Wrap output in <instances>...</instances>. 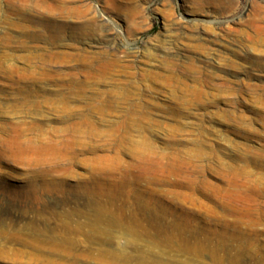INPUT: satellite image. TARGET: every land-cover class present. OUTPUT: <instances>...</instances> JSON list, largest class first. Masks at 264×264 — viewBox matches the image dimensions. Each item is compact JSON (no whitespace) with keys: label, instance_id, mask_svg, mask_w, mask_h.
I'll return each mask as SVG.
<instances>
[{"label":"rangeland","instance_id":"1","mask_svg":"<svg viewBox=\"0 0 264 264\" xmlns=\"http://www.w3.org/2000/svg\"><path fill=\"white\" fill-rule=\"evenodd\" d=\"M22 2L0 0V264H264V0Z\"/></svg>","mask_w":264,"mask_h":264},{"label":"bare ground","instance_id":"2","mask_svg":"<svg viewBox=\"0 0 264 264\" xmlns=\"http://www.w3.org/2000/svg\"><path fill=\"white\" fill-rule=\"evenodd\" d=\"M40 4V3H39ZM9 5H10V3H9ZM62 5V4H61ZM64 5V4H63ZM86 5V4H85ZM7 6V5H6ZM40 6V8H41V5H39ZM81 6V5H80ZM43 7L45 8V10L47 11V12H49V11H52V10H56V11H58L59 13L60 12H66V13H69V14H72V15H81V14H83V15H85L84 13H87L88 11H90L89 10V8L87 7V6H84V5H82V7H77V8H69V9H65V8H63L62 6L60 7V6H56L55 4L54 5H52V4H44L43 5ZM42 7V8H43ZM39 8V9H40ZM15 9H16V12L17 13H20L21 12V10H23L24 9V3L22 2V0H16V6H15ZM42 10V9H41ZM29 12V11H28ZM39 12V11H38ZM43 12V11H42ZM22 13V12H21ZM44 14H46V13H44ZM31 16V15H30ZM44 16V15H43ZM63 16V15H62ZM65 16V15H64ZM21 17V16H20ZM44 18H45V16H44ZM46 18H47V16H46ZM45 18V19H46ZM48 19V18H47ZM28 21V20H27ZM24 22V21H23ZM29 22H30V20H29ZM32 22V21H31ZM41 22V21H40ZM39 22V23H40ZM45 22V21H44ZM48 21H46L44 24H43V22L42 23H40V25L42 24V26L44 25V27H46V29H47V32H49V33H51V36H49L50 37V39L51 40H58V31L60 30H62V29H57V28H62L61 26H52V28H51V24L50 25H48V23H47ZM39 23H37V25L39 24ZM84 23V22H83ZM85 23H86V21H85ZM88 23V22H87ZM93 23V22H92ZM34 24V23H33ZM46 24V25H45ZM28 25V24H27ZM53 25V24H52ZM32 26V25H31ZM50 26V27H49ZM84 26V25H83ZM87 26V25H86ZM12 27V26H11ZM29 27V26H28ZM27 27V28H28ZM40 27V26H39ZM91 27V26H90ZM45 29V28H44ZM42 30V29H41ZM98 30V29H97ZM26 31V30H25ZM33 31V30H32ZM86 31V30H85ZM90 30H87L86 31V35H88V34H90V32H89ZM93 31V30H92ZM38 32H40V31H38ZM47 32H45V33H47ZM54 32L56 33L57 32V35H55L54 34ZM84 32V31H83ZM36 34H38V33H36ZM41 34V33H40ZM40 34H38V35H40ZM60 34V33H59ZM44 35V34H43ZM79 35V34H78ZM91 35V34H90ZM94 35V34H93ZM27 36V35H26ZM34 37H35V35H33ZM64 36V35H63ZM28 38H30L29 36H27ZM32 37V36H31ZM37 37V36H36ZM39 37V36H38ZM37 37V38H38ZM40 39L42 38V37H39ZM38 38V39H39ZM62 38V37H61ZM60 38V39H61ZM31 39V38H30ZM36 39V38H35ZM20 40H22V39H20ZM37 40V39H36ZM45 40V39H44ZM62 40H64V38L62 39ZM50 41V40H49ZM107 41V40H106ZM30 42V41H29ZM80 43H81V41H80ZM22 44V43H21ZM26 45V44H25ZM63 46V45H62ZM65 46V45H64ZM47 50V49H46ZM49 51V50H48ZM48 53V52H47ZM46 53V54H47ZM37 53H35V55H36ZM44 54V53H43ZM55 55V54H54ZM102 55V54H101ZM105 55V54H104ZM106 55H108V57H110V58H106L105 57V59L104 60H106V61H102V64L100 65V64H98V65H100L99 66V68L97 69L96 67V70L99 72V74H101V75H103V77H104V74H106V72H109V71H113L114 70V68H112L113 66H115L114 64L117 62L116 61V59H112L113 58V54L112 53H107ZM31 56V55H30ZM42 56V55H41ZM112 56V57H111ZM56 57V56H55ZM38 58V57H37ZM86 58V57H85ZM98 58V57H97ZM96 58V59H97ZM101 58V57H100ZM75 59H76V57H75ZM82 59V58H81ZM84 59V58H83ZM92 59V58H91ZM95 59V58H94ZM78 60V59H77ZM92 61V60H91ZM94 61V60H93ZM116 61V62H115ZM40 62H42V61H40ZM48 62V61H47ZM53 62V61H52ZM87 63H88V61H87ZM98 63V62H97ZM96 63V64H97ZM44 65V64H43ZM82 65V64H81ZM187 67V66H186ZM87 68V67H86ZM124 68V67H123ZM113 69V70H112ZM12 70V69H11ZM10 70V71H11ZM43 70V69H42ZM41 70V71H42ZM87 70V69H86ZM78 72V71H77ZM76 72V73H77ZM28 74H30L29 72H28ZM32 74V73H31ZM110 74V73H109ZM35 75V74H34ZM90 75V74H89ZM96 75H97V73H96ZM96 75H94V77L96 76ZM45 76V75H44ZM47 76V75H46ZM75 76H76V74H75ZM92 76V75H91ZM91 76H89V77H91ZM29 77V76H28ZM93 77V76H92ZM91 77V81H93V79H97V81H101L102 79L100 78V80H98V78L97 77H99V76H97V77H95V78H92ZM102 77V76H101ZM102 77V78H103ZM106 77V76H105ZM30 78V77H29ZM10 79H12L11 77H10ZM76 79V78H75ZM63 80V79H62ZM90 79H88V81H89ZM12 81V80H11ZM38 81V80H37ZM44 81V80H43ZM87 81V80H86ZM96 81V80H95ZM106 81V80H105ZM104 81V82H105ZM36 82V81H35ZM70 82V81H69ZM77 82V81H76ZM79 82V81H78ZM77 82V83H78ZM83 82V81H82ZM94 82V81H93ZM85 83L86 82H84L83 83V86H85ZM109 83V82H108ZM88 84V83H87ZM118 85V84H117ZM30 86V85H29ZM78 86H80V83H79V85ZM81 87V88H84V87ZM114 86V85H113ZM118 87V86H117ZM117 87H115V88H117ZM80 88V89H81ZM91 88V87H90ZM63 89H64V87H63ZM65 89H67V88H65ZM118 89V88H117ZM132 89V88H131ZM74 91V90H73ZM109 91V90H108ZM121 91V90H120ZM84 92V91H83ZM110 92V91H109ZM76 93V92H75ZM112 93V92H111ZM99 94V93H98ZM115 95V94H114ZM117 95V94H116ZM210 95V94H209ZM119 97H121V100H123L124 102H126L125 104H127L129 107H127L128 109H131V112H133L132 111V106H137V107H139L140 106V104H138V105H136L135 103H133V101H132V98H131V96H127L126 94H123V93H120L119 92V95H118ZM117 96V97H118ZM107 97V96H106ZM112 97H114V96H112ZM203 97V96H202ZM209 97V96H208ZM91 98V97H90ZM95 98V97H94ZM105 98V97H104ZM107 99V98H106ZM120 99V98H119ZM98 100V99H97ZM134 100V99H133ZM99 101H101V100H99ZM113 101V100H112ZM137 101V100H136ZM198 101V100H197ZM34 102V101H33ZM39 102V101H38ZM103 102V101H102ZM104 102H105V100H104ZM114 102V101H113ZM63 103V102H62ZM106 103H107V101H106ZM116 103V102H115ZM138 103V102H137ZM92 104V103H91ZM104 104V103H103ZM111 104V103H110ZM109 104V106H111ZM120 104H121V101H120ZM125 104H122V105H125ZM37 105V104H36ZM87 105V104H86ZM99 104H97V106H98ZM127 105H125V106H127ZM100 106V105H99ZM38 107V106H37ZM90 107V106H89ZM105 107V106H104ZM107 107V106H106ZM118 107V106H117ZM133 107V108H134ZM79 108V107H78ZM95 108V107H94ZM100 108V107H99ZM112 108H114V107H112ZM126 108V107H125ZM33 109V108H32ZM57 109V108H56ZM60 109V108H59ZM122 109H124L123 107H122ZM139 109V108H138ZM138 109H136L137 110V112H138ZM31 110V109H30ZM61 110V109H60ZM67 110V109H66ZM98 110H101V109H98ZM107 110V109H106ZM113 110V109H112ZM134 110V109H133ZM135 110V111H136ZM37 111V110H36ZM90 111V110H89ZM109 111V110H108ZM34 112V111H33ZM40 112V111H39ZM30 113H32V112H30ZM121 113V112H120ZM128 113V112H127ZM126 113V114H127ZM134 113V112H133ZM139 113H140V111H139ZM28 114V113H27ZM71 114V113H70ZM82 114V113H81ZM125 114V113H124ZM30 115V114H29ZM76 115V114H75ZM83 115V114H82ZM123 115V114H122ZM143 115V114H142ZM142 115H141V117H142ZM80 116V115H79ZM105 116V115H104ZM129 116H135V114L134 115H130V112H129ZM84 117V116H83ZM97 117V116H96ZM101 117V116H100ZM120 117V116H119ZM122 117V116H121ZM125 117V116H124ZM123 117V119H125L124 120V122H126L127 123V125H129L128 123L129 122H138L137 120H135L134 118L132 119V118H129V119H126V117L124 118ZM35 118V117H34ZM37 118V117H36ZM38 118H39V116H38ZM137 118V117H136ZM145 118V117H144ZM143 118V119H144ZM147 118V117H146ZM145 118V119H146ZM85 119H87V118H85ZM148 119H150V118H148ZM66 120V119H65ZM91 120V119H90ZM118 120V119H117ZM117 120H115V122H117L118 123V121ZM122 120V119H121ZM142 120V119H141ZM25 121V120H24ZM84 121V120H83ZM86 121V120H85ZM144 121V120H143ZM143 121H142V123H143ZM31 122V121H30ZM146 122V121H145ZM22 123V122H21ZM91 123V122H90ZM125 123V124H126ZM140 123V122H139ZM138 123V124H139ZM26 124V123H25ZM95 124V123H94ZM118 124H120V121H119V123ZM131 124V123H130ZM135 124V123H134ZM145 124V123H144ZM86 125V124H85ZM136 125H137V123H136ZM146 125V124H145ZM89 126V125H88ZM87 126V127H88ZM95 126V125H94ZM140 126H141V124H140ZM11 127V126H10ZM30 127V126H29ZM93 127V126H92ZM34 128V127H33ZM38 128V127H37ZM123 128V127H122ZM139 128V127H138ZM8 129V128H7ZM28 129V128H27ZM83 129V128H82ZM81 129V130H82ZM91 129V128H90ZM141 129V128H140ZM68 130V129H67ZM84 130V129H83ZM88 130V129H87ZM6 131V130H5ZM13 131V130H12ZM110 131V130H109ZM125 132V131H124ZM93 133V132H92ZM98 133V132H97ZM113 132H111V134H112ZM117 134V133H116ZM90 135V134H89ZM98 135V134H97ZM107 135V134H106ZM120 135V134H119ZM118 135V136H119ZM130 135V134H129ZM143 135V134H142ZM39 136H40V134H39ZM42 136V135H41ZM101 136V135H100ZM109 136V135H108ZM116 136V135H115ZM114 136V137H115ZM123 136V135H122ZM121 136V137H122ZM37 137V136H36ZM7 138H9V135H8V137ZM17 138V137H16ZM79 138V137H78ZM78 138H77V141H78ZM116 138V137H115ZM94 139V138H93ZM92 139V140H93ZM122 139V138H121ZM89 140V139H88ZM71 141V140H70ZM123 141V140H122ZM78 143V142H77ZM90 150V149H89ZM198 155V154H197ZM144 158V157H143ZM151 158V157H150ZM98 159H100V158H98ZM219 159V158H218ZM101 160V159H100ZM137 160H139V159H137ZM188 160V159H187ZM186 160V161H187ZM219 161V160H218ZM144 163H145V160H144ZM182 163V162H181ZM136 164V163H135ZM142 164V163H141ZM188 164V163H187ZM194 164V163H193ZM219 164H221V163H219ZM111 165V164H110ZM190 165V164H189ZM220 166V165H219ZM92 167H93V165H92ZM192 167V166H191ZM91 168V167H90ZM97 168V167H96ZM102 168V167H101ZM114 168H116V167H114ZM138 168V167H137ZM95 169V168H94ZM103 169H104V167H103ZM102 169V170H103ZM133 169V168H132ZM142 169V168H141ZM101 170V171H102ZM138 170V169H137ZM191 170V169H190ZM194 170V169H193ZM100 171V170H99ZM100 171V172H101ZM139 172V171H138ZM147 172V171H146ZM100 174V173H99ZM130 174V173H129ZM134 174V173H133ZM234 174V173H233ZM218 175V174H217ZM236 175V174H235ZM139 176V175H138ZM151 176V175H150ZM194 178V177H193ZM152 179V178H151ZM134 181V180H133ZM195 181V180H194ZM260 181V180H259ZM197 182V181H196ZM195 182V183H196ZM191 183H192V181H191ZM218 186V185H217ZM256 187V186H255ZM193 188V187H192ZM218 190H221V189H218ZM208 196V195H207ZM194 199V198H193ZM92 203V202H91ZM219 204V203H218ZM222 204V203H221ZM94 206V205H93ZM138 206V205H137ZM144 206V205H143ZM93 208V207H92ZM94 210V209H93ZM141 210V209H140ZM139 210V211H140ZM224 211V210H223ZM230 212V211H229ZM100 214V213H99ZM92 215V214H91ZM102 215V214H101ZM144 215V214H143ZM158 216V215H157ZM252 216V215H251ZM95 217V216H94ZM133 217V216H132ZM151 217V216H150ZM254 217V216H253ZM255 217H257V216H255ZM254 217V218H255ZM251 218V217H250ZM258 218H260V217H258ZM99 219V218H98ZM102 219H103V217H102ZM151 219H154V217H153V215H152V218ZM136 220V219H135ZM254 220H256V219H254ZM258 220V219H257ZM134 221V220H133ZM136 223V222H135ZM140 223V222H139ZM159 225V224H158ZM138 226H139V224H138ZM170 228V227H169ZM146 229V228H145ZM173 230H175V229H173ZM173 230H172V232H173ZM163 232V231H162ZM179 231H177V233H178ZM195 232V231H194ZM193 231H192V233H194ZM214 232V231H213ZM164 233V232H163ZM170 233V232H169ZM180 233V232H179ZM179 233H178V235H177V237L179 236ZM200 233V232H199ZM157 234V233H156ZM175 234V237H176V233H174ZM174 234H173V236H174ZM211 234V233H210ZM214 234H217V233H213V235ZM166 235V234H165ZM170 235V234H169ZM200 235V234H199ZM218 235V234H217ZM223 235V234H222ZM193 236V235H192ZM170 237V236H169ZM202 237V236H201ZM214 236H212L211 238H213ZM216 237V236H215ZM218 237V236H217ZM234 237V236H233ZM182 238V237H181ZM242 237H236V238H234V240L235 241H237V249L238 250H244L245 249V242L241 239ZM193 239H195V246L193 245V249H192V251H194V254L197 252H200V250H202L204 247H207V246H210V244L212 243V241H211V239H209L208 237H206V236H204L203 238H199V236L198 237H194ZM216 239H218V238H216ZM214 240V239H213ZM193 242V241H192ZM193 244V243H192ZM192 248V247H191ZM205 249V248H204ZM246 249H248V248H246ZM192 251H191V253H192Z\"/></svg>","mask_w":264,"mask_h":264}]
</instances>
